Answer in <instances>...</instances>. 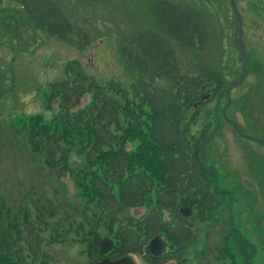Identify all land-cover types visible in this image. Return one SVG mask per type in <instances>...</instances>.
Listing matches in <instances>:
<instances>
[{
	"label": "trees",
	"instance_id": "1",
	"mask_svg": "<svg viewBox=\"0 0 264 264\" xmlns=\"http://www.w3.org/2000/svg\"><path fill=\"white\" fill-rule=\"evenodd\" d=\"M13 1L33 28L80 51L91 42L83 24L73 22L57 0ZM78 1L95 4L104 0ZM207 3H145L149 26L121 36L117 43L125 68L137 75L131 96L118 83L97 84L72 61L65 68L66 79L52 85L46 96V111L57 102L50 120L34 115L19 122L18 135L29 153L58 175L69 174L79 202L59 219L57 205L44 191L27 192L18 202L0 194V264H52L44 246L70 242L92 264L99 258L100 230L115 241L113 258L141 253L145 241L156 234L168 239L177 259L194 242L195 234L176 210L190 206L195 219L203 222L205 213L209 217L216 209L218 188H210L213 179L202 170L200 150L210 127L205 106L226 84L221 63L207 65L200 55L208 52L213 37ZM18 17L23 20L20 11L14 10L0 24ZM176 48L196 55L187 70ZM161 81L167 83L166 89L156 85ZM85 96L89 100L83 105ZM243 108L246 112L242 114L257 126V111L246 103ZM201 115L209 122L193 135L191 126ZM72 154L82 157L83 168H71ZM141 206L150 208L141 221H117L125 210ZM164 211L176 215L174 224L161 221ZM227 227L230 235L235 234L233 245L241 261L236 262V255H230L227 248L219 254L230 255L229 264H252L255 247L242 244ZM70 234L73 239H68Z\"/></svg>",
	"mask_w": 264,
	"mask_h": 264
},
{
	"label": "rangeland",
	"instance_id": "2",
	"mask_svg": "<svg viewBox=\"0 0 264 264\" xmlns=\"http://www.w3.org/2000/svg\"><path fill=\"white\" fill-rule=\"evenodd\" d=\"M57 1L73 22L80 21L83 24L84 32L91 39L89 45L80 52L72 45L60 43L46 33L34 29L28 21L21 22L19 17L15 19L16 30L8 27L17 32L4 29L3 33L0 32V194L9 196L10 202H18L19 197L27 192L44 191L46 196L51 195L55 201L56 218L60 219L63 212L71 213L70 206L79 202L78 191L69 174L60 172L58 175L55 171L43 167L38 162L40 158L29 153L24 140L17 134L16 127L27 116L40 115L49 120L56 113L46 112V96L51 85L65 79V66L73 59L79 60L86 74L92 76L98 84L113 81L120 84L131 96V85L137 76L124 69L117 52V43L121 36L134 35L149 26L144 14L145 3L149 0H104L95 4H85L78 0ZM180 1L189 2L191 5L199 2ZM253 1L255 0H237V4L244 21L243 30L250 59L264 68V10L259 12ZM10 2L12 1L0 0V10L3 8L9 14H13L17 7ZM206 8L213 37L208 52L204 51L200 55L201 57L204 55L202 61L207 65L221 63L224 79L228 80L234 70L238 72L240 69L232 42L234 37L232 15L227 0H208ZM20 29L22 32L18 31ZM175 50L183 69L187 70L188 63L191 64L196 55L191 56L180 48ZM256 78L262 79L263 74L255 67L234 90L232 97L237 98L245 94ZM156 85L163 89L168 87L165 81L157 82ZM263 89L264 85L257 95L252 92L245 100L246 104H250V109L253 108L258 113L256 117L258 123L257 126L254 125L257 131L264 129ZM213 101L204 109V113H209V118L212 115ZM229 113L240 130L244 128L250 130L251 119L241 118L234 107ZM209 118L204 120L201 116L200 122L196 121L191 126L192 134L197 135L202 123H208ZM240 123H245V127L243 128ZM211 143L208 146V150L211 151L206 152V156L214 162L219 184L227 186L233 192L231 197L234 202V220L250 243L252 241L259 243L264 248V232L255 235L261 232L259 227H255L259 218L263 219L261 224L264 226V148L239 139L226 124H222ZM69 164L74 170L81 168L82 157L72 154ZM145 208L128 210L119 215L117 220L127 217L128 220L139 221L147 212ZM210 215L211 220L207 221L209 222L207 224L206 221L199 224L196 219L192 220V229L197 239L186 252L184 256L186 261L183 264H229L227 258L230 255H236L233 257L236 262L241 261L235 252L227 227L226 210L219 205ZM170 216L164 213L163 221L170 222ZM206 226L207 236L204 233ZM70 235L68 239H73V234ZM100 237H106L103 230H100ZM63 244L44 246L46 252L50 253L53 264H86V259L79 254L80 249L77 246ZM222 248H227L230 255L224 257V254H219L224 252ZM201 249L204 250L203 256L198 260L196 254ZM131 256L136 264H148L142 256ZM257 257L263 258L264 264V253L258 254ZM256 262L260 264L259 261Z\"/></svg>",
	"mask_w": 264,
	"mask_h": 264
},
{
	"label": "water",
	"instance_id": "3",
	"mask_svg": "<svg viewBox=\"0 0 264 264\" xmlns=\"http://www.w3.org/2000/svg\"><path fill=\"white\" fill-rule=\"evenodd\" d=\"M229 3H230V7H231V9L233 11V14L235 15L236 11H235V7H234V4H233L232 0H229ZM237 33H238V42H239L240 56H241V58L243 60L242 73L240 74L238 79L228 89H226V91L232 89L238 83V80H240L242 78L243 72L245 70L244 51H243L242 44H241V41H240V29L239 28L237 29ZM179 212L184 217H188L189 214H190V210L188 208L180 209ZM164 246H165L164 242L161 241L160 237L156 236L155 238H153L148 243V245L144 249V252L147 255H152L153 257H158L163 252ZM98 248H99L100 254L108 253L111 250V248H112V242L110 240H108V239H103L99 243ZM97 264H133V263L129 259L124 258V259H120V260L114 261V262H111V261H108V260H103V261H101V262H99Z\"/></svg>",
	"mask_w": 264,
	"mask_h": 264
}]
</instances>
